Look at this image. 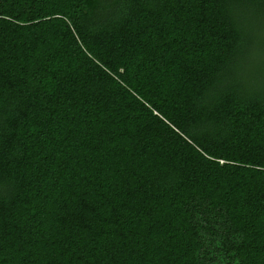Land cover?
<instances>
[{
    "label": "trees",
    "instance_id": "16d2710c",
    "mask_svg": "<svg viewBox=\"0 0 264 264\" xmlns=\"http://www.w3.org/2000/svg\"><path fill=\"white\" fill-rule=\"evenodd\" d=\"M0 264H264V0H0Z\"/></svg>",
    "mask_w": 264,
    "mask_h": 264
}]
</instances>
